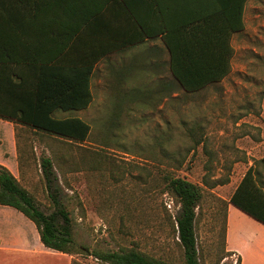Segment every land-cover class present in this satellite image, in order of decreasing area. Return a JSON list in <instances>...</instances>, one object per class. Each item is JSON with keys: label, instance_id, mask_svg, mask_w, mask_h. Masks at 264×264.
Returning a JSON list of instances; mask_svg holds the SVG:
<instances>
[{"label": "rangeland", "instance_id": "1", "mask_svg": "<svg viewBox=\"0 0 264 264\" xmlns=\"http://www.w3.org/2000/svg\"><path fill=\"white\" fill-rule=\"evenodd\" d=\"M244 21V30L231 39L230 73L195 93L177 85L165 55L159 74L135 56L119 55L99 64L91 105L56 113L90 126L82 144L20 127L10 138V127L0 120V154L8 157L15 148L18 159L22 156L17 178L46 213L51 207L39 158L53 162L59 199L71 215L75 264H103L95 254L121 248L182 264L171 224L179 206L163 191L167 174L203 188L195 229L200 264H237L239 258L225 251V232L223 246V197L231 194L229 184L209 189L203 182H238L248 165L264 156V0L248 1ZM133 88L136 98L124 99ZM193 125H200L203 145L190 152L194 144L187 130ZM4 210L14 212L10 222L26 232L31 247L37 246L34 225L13 209Z\"/></svg>", "mask_w": 264, "mask_h": 264}, {"label": "trees", "instance_id": "2", "mask_svg": "<svg viewBox=\"0 0 264 264\" xmlns=\"http://www.w3.org/2000/svg\"><path fill=\"white\" fill-rule=\"evenodd\" d=\"M245 1L240 0L235 15L225 14L227 18L235 16V19L234 21L227 19L228 26L219 30V37L215 38L214 42H204L199 36L192 39L196 31L189 30L180 35L177 43H173L169 28L166 26H160L155 30L146 28L134 10L123 0V5L128 9L138 34L131 35L130 40L119 49L140 44L146 39L160 38L169 56L168 70L171 77L184 92L195 93L222 81L230 73L234 55L231 39L235 33L245 28L243 23ZM9 4L10 0H0V120L12 123L14 131L15 127H20L26 132L30 131L47 138L82 144L90 135V126L78 117L58 118L55 114L83 111L91 105L93 94L90 82L94 67L104 54L91 60L68 62L71 66L65 68H61L59 64L49 65L51 62L42 60H27L23 55L25 46L16 45L10 38L7 19ZM137 94L138 91L133 88L128 94L124 93L123 97L132 101ZM187 133L194 144L190 152H193L196 146L203 145L200 125L191 126ZM21 158V155L19 159L17 157L19 166L22 165ZM181 164L180 162L178 168ZM100 165L98 161V169L102 167ZM256 165L264 168V157L247 169L228 202L264 225V187L259 176L254 173ZM39 167L50 200L49 213L39 207L35 197L1 164L0 205L16 210L32 222L45 248L68 255L76 254L71 231V215L59 199L58 177L53 162L47 157H40ZM162 180L163 191L179 206L171 224L182 250V264H200L195 229L197 211L203 199V188L178 175L167 174ZM228 182L226 178L211 185L205 181L203 185L213 189ZM224 232L225 228L223 246ZM95 258L103 264H172L151 257L136 248H121L114 252L95 254Z\"/></svg>", "mask_w": 264, "mask_h": 264}, {"label": "crops", "instance_id": "3", "mask_svg": "<svg viewBox=\"0 0 264 264\" xmlns=\"http://www.w3.org/2000/svg\"><path fill=\"white\" fill-rule=\"evenodd\" d=\"M125 1L146 28H169L173 43H177L180 35L189 30L196 31L192 39L199 36L204 42H214L219 37V30L228 26L227 19H235V16L227 18L225 14L235 15L240 4V0ZM248 1H245L244 14ZM124 6L123 0H10L7 11L10 38L16 45L25 46L23 55L27 60L51 62L49 65L59 64L61 68L70 67L68 62L91 60L104 54L94 67L91 91L98 65L113 60L115 56L141 58L146 62L142 64L144 68L159 71V74L164 55L167 67L169 59L160 38L146 39L140 44L119 49L130 40L131 35L138 34ZM243 23L245 27L244 15ZM7 125L10 127V138H13L14 126L10 122ZM16 153L13 148L8 157L0 154V164L17 178L19 168ZM9 156H12L13 162ZM250 166L252 164L245 172ZM254 173L264 187V168L254 166ZM240 180L222 186L227 185L232 194ZM231 194L223 197L227 203L225 251L237 256L239 264H264V225L231 205L228 202ZM4 209L12 208L0 205V264H75L76 259L72 255L45 248L35 226L31 227V233L35 234L38 245L31 247L26 232L10 222V214L14 212Z\"/></svg>", "mask_w": 264, "mask_h": 264}]
</instances>
